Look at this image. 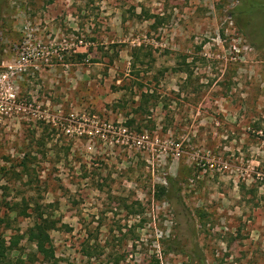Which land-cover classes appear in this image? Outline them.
I'll return each mask as SVG.
<instances>
[{
  "label": "rangeland",
  "instance_id": "rangeland-1",
  "mask_svg": "<svg viewBox=\"0 0 264 264\" xmlns=\"http://www.w3.org/2000/svg\"><path fill=\"white\" fill-rule=\"evenodd\" d=\"M249 2L264 0L1 1L11 264H264V16L240 13ZM134 47L150 55L133 75ZM38 210L49 261L25 236Z\"/></svg>",
  "mask_w": 264,
  "mask_h": 264
},
{
  "label": "trees",
  "instance_id": "trees-1",
  "mask_svg": "<svg viewBox=\"0 0 264 264\" xmlns=\"http://www.w3.org/2000/svg\"><path fill=\"white\" fill-rule=\"evenodd\" d=\"M2 0H0L1 3ZM240 13H248L250 14H263L264 16V2L256 3V2H249L248 7H242L240 9ZM263 25V24H262ZM141 47H134L132 48L130 52L131 57V67L130 71L134 75L135 68L138 63H143V59L145 57H148L150 54L146 55H140L137 53V51L140 50ZM138 95V101H137V107L138 108H144L147 103L149 102L150 94L148 92L140 91ZM260 126H257V129ZM12 211H14V208H11ZM23 214H26V211L24 210L22 212ZM53 230V227L46 221L43 220V213L41 210H38L37 218L34 220L33 224L28 227V229L25 231V236L27 237V240L31 243H33L36 247L37 253L42 257L43 260L49 261L54 259L55 253H54V247L51 239V231ZM8 248L11 249L10 245H6V242L1 238L0 239V264H11V261L8 259Z\"/></svg>",
  "mask_w": 264,
  "mask_h": 264
},
{
  "label": "built area",
  "instance_id": "built-area-1",
  "mask_svg": "<svg viewBox=\"0 0 264 264\" xmlns=\"http://www.w3.org/2000/svg\"><path fill=\"white\" fill-rule=\"evenodd\" d=\"M5 78H6V75L5 74L0 75V81L3 80V79H5Z\"/></svg>",
  "mask_w": 264,
  "mask_h": 264
}]
</instances>
